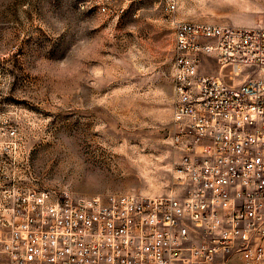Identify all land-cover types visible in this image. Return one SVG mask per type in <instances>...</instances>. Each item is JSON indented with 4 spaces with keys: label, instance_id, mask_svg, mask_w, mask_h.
I'll return each mask as SVG.
<instances>
[{
    "label": "rangeland",
    "instance_id": "obj_1",
    "mask_svg": "<svg viewBox=\"0 0 264 264\" xmlns=\"http://www.w3.org/2000/svg\"><path fill=\"white\" fill-rule=\"evenodd\" d=\"M173 1L0 0L2 185L170 195L174 21L264 28V0Z\"/></svg>",
    "mask_w": 264,
    "mask_h": 264
},
{
    "label": "built area",
    "instance_id": "obj_2",
    "mask_svg": "<svg viewBox=\"0 0 264 264\" xmlns=\"http://www.w3.org/2000/svg\"><path fill=\"white\" fill-rule=\"evenodd\" d=\"M174 27L170 195L0 183V264H264V28Z\"/></svg>",
    "mask_w": 264,
    "mask_h": 264
}]
</instances>
